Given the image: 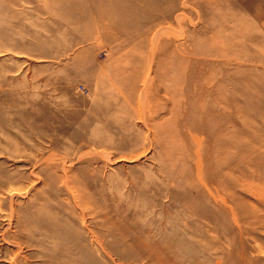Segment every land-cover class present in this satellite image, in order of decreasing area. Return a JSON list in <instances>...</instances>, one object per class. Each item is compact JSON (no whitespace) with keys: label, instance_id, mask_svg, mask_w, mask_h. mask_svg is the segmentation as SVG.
Here are the masks:
<instances>
[{"label":"rangeland","instance_id":"374dc122","mask_svg":"<svg viewBox=\"0 0 264 264\" xmlns=\"http://www.w3.org/2000/svg\"><path fill=\"white\" fill-rule=\"evenodd\" d=\"M199 72L227 154L193 137L216 128ZM11 187L19 216L45 204L52 231L86 224L112 255L48 234L74 238L70 264H264V0H0V264Z\"/></svg>","mask_w":264,"mask_h":264},{"label":"bare ground","instance_id":"6f19581e","mask_svg":"<svg viewBox=\"0 0 264 264\" xmlns=\"http://www.w3.org/2000/svg\"><path fill=\"white\" fill-rule=\"evenodd\" d=\"M206 63L207 62H205V59H198L197 61H192L190 64H192V65H196L197 64V66L199 68H201L202 72L204 73V69H205ZM208 72H210V70ZM200 75H201V73L198 76H196L193 79L192 82L194 83V85L196 83H198V82L201 83V90H200L201 94H203L205 99L207 101H209L213 105L212 108L209 110V112H210V114L212 115V117L214 118V120L216 122V128L215 129H210L209 128V130L204 129V128L203 129L199 128V131L197 132V134L196 135L194 134V136L193 135H191V136L196 137V139L199 140V142L200 141H202L204 143L206 142L210 146L214 145L215 140L218 137L219 140H220V143H218V144H220V148H221L222 154H227V151H226L227 141H222L221 140V134L224 132L225 127L223 125H219L218 124V122L220 121L219 118L222 117V119L224 120L225 116L222 113V111H220L219 113H216L215 105H214V102H218V104H222L223 103V101H224L223 99L224 98H223L222 95H224V93L220 92L218 94H212V93L210 94L208 92V84L211 81L212 75L210 73H206V72L204 74L205 77L201 78ZM216 77H218V76H216ZM218 86L220 87V90H222V91L224 90V88L221 85V82L219 83ZM207 127L208 126H206V128ZM198 133H201V134H198ZM208 145H207V147H208ZM203 161H205V160H203ZM202 166H203V164H202ZM200 170H202V169H200ZM211 171H212V169H211ZM198 176L200 178L199 179L196 178V180H197L196 182H197L198 185H200V186L202 185L204 187V189H202L203 193L206 192V194H207V197H206L207 200L205 198L204 199L209 204L214 206L216 208L217 212H219V213L222 212L223 214H225L224 211L227 210V207L229 206L227 204V200H226L227 197H225L226 195L221 194V196H220V195H217L216 193H214L213 188L216 187V186L214 185V187H213L212 186L213 184H211L212 182H207V180L205 179L206 176L205 177H203V176L201 177V174L199 173V170H198ZM210 176L214 177L213 172L210 174ZM223 177H226V174L221 177L222 179L219 181L218 185L221 184V183H225V182L227 183L226 178H223ZM37 178L40 181L43 182L42 173L41 172L38 173ZM189 183H193V182H188L187 186L189 185ZM65 184H66V187H68L67 188L68 191L69 192L71 191V194L73 195L72 196V200H70L69 202H73L75 204V206H77V208L82 213L85 214V211H83V208H82L83 207V201L76 194L74 187L67 180L65 181ZM20 190H21L20 187H11L10 188V191H9V193H10V199H9L10 206L6 210V212L3 213V215L5 217L4 219H6V221L8 223V227H7L8 229L6 231H4L1 239L9 245V253L7 254V257H9V259H10L9 262H11L12 264H27L26 260L27 261L30 260V262L28 264H31L32 259L34 257H36V258H38L40 264H70L71 261L75 262L76 260L73 258V256H71L72 254L67 253V252H70V251H67L66 248L68 250L71 249L74 246L77 247V248H81L80 247V244H81L80 242H82L83 239H87V238L90 239V243L93 246L92 250H94L95 252H101V253L104 252L106 256H110V257L112 256L111 254L108 253V251H106V248H105L106 246L104 247V241L102 242L103 239L101 240L100 234L96 233L95 231H93L91 229H88L86 224H84V227H85L86 230H88L89 234L85 235L87 237L82 236L83 239H82V237L79 234L78 235L77 234L76 235H72V234H68L65 231H60V230L52 231L51 226H50V221H48L45 217H42V213L46 214L45 213V204L44 205L42 204V206L38 207V208H40V210L38 209V212L36 210L34 212H32V216H34V214H36V217L38 219V220H35V221H37L35 227H38L40 229V231L38 230L39 231L38 236L37 235L33 236L32 231L34 229L31 226L32 225L31 221H33V217L31 216L32 219L29 222L31 217H30V213L28 211L22 212L21 216H19L18 207L23 201L20 200L21 202L19 203V200H17L15 198V195L16 194H20ZM28 192H29V189H28ZM200 192H201V190H200ZM206 194H205V196H206ZM2 201H3L2 197L0 196V202H2ZM185 205H186L185 208H187V209L194 210V211L197 210V200L188 201V203H185ZM1 208L2 207L0 206V209ZM0 211L2 212V209ZM225 215H224V217L221 220L225 219ZM35 233H34V235H35ZM48 234H50L51 237L48 236ZM44 235H47V236H44ZM72 236H75L76 244H73L74 246L72 245L71 247H69L70 245H67V244H70L73 241L74 238L72 239V241L70 243L69 242L66 243V245H63L64 243H62V242L58 243V244H57V242L54 243V241L49 239V237L52 238V239L56 237V238H62L60 240H63L66 237L67 238L70 237L69 240H71ZM78 243H80V244L78 245ZM56 244L60 245L62 251L59 252V253H56L55 251L49 252L51 249L52 250H56V246H57ZM64 246H65V249H64ZM28 251H33V252H31L29 254H26ZM70 256H71V260L69 259ZM74 262L72 264H74Z\"/></svg>","mask_w":264,"mask_h":264},{"label":"built area","instance_id":"2783aa9c","mask_svg":"<svg viewBox=\"0 0 264 264\" xmlns=\"http://www.w3.org/2000/svg\"><path fill=\"white\" fill-rule=\"evenodd\" d=\"M82 90H85L86 87L82 84L81 87H80Z\"/></svg>","mask_w":264,"mask_h":264}]
</instances>
